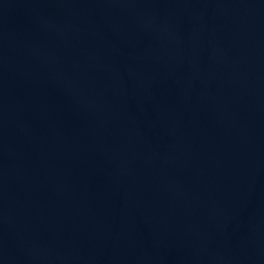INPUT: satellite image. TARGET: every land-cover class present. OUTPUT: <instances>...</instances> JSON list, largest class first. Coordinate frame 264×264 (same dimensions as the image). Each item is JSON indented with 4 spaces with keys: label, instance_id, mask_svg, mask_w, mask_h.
<instances>
[{
    "label": "water",
    "instance_id": "obj_1",
    "mask_svg": "<svg viewBox=\"0 0 264 264\" xmlns=\"http://www.w3.org/2000/svg\"><path fill=\"white\" fill-rule=\"evenodd\" d=\"M0 264H264V0H0Z\"/></svg>",
    "mask_w": 264,
    "mask_h": 264
}]
</instances>
